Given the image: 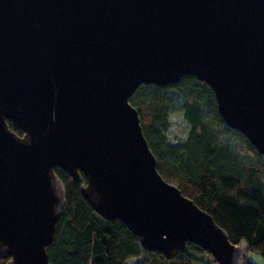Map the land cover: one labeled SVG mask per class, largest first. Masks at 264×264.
<instances>
[{"label":"water","instance_id":"obj_1","mask_svg":"<svg viewBox=\"0 0 264 264\" xmlns=\"http://www.w3.org/2000/svg\"><path fill=\"white\" fill-rule=\"evenodd\" d=\"M195 77L264 160V0H0V259L49 264L65 204L174 259L188 243L244 264L214 218L164 180L130 98ZM8 121L24 133L19 137Z\"/></svg>","mask_w":264,"mask_h":264},{"label":"trees","instance_id":"obj_2","mask_svg":"<svg viewBox=\"0 0 264 264\" xmlns=\"http://www.w3.org/2000/svg\"><path fill=\"white\" fill-rule=\"evenodd\" d=\"M157 159L160 175L210 214L232 244L264 257V160L239 132L229 129L218 112L212 89L195 77L165 86L144 85L130 98ZM182 113L189 125L183 145L171 144V118ZM19 137L23 131L8 121ZM55 173L65 204L49 248V264H219L203 248L188 243L174 259L146 252L140 239L121 221L99 216L81 190L87 184L60 168ZM10 259H0L8 264Z\"/></svg>","mask_w":264,"mask_h":264},{"label":"rangeland","instance_id":"obj_3","mask_svg":"<svg viewBox=\"0 0 264 264\" xmlns=\"http://www.w3.org/2000/svg\"><path fill=\"white\" fill-rule=\"evenodd\" d=\"M189 135V125L184 120L182 113H176L171 118V128L167 133L171 144L183 145ZM245 244L244 247L245 248ZM247 259L252 264H264V257L256 252H249ZM140 260H132L129 264H135Z\"/></svg>","mask_w":264,"mask_h":264}]
</instances>
